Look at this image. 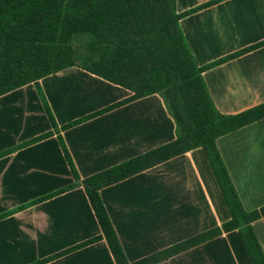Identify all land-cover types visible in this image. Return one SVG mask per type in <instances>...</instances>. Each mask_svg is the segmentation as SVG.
I'll use <instances>...</instances> for the list:
<instances>
[{
  "label": "crops",
  "instance_id": "crops-1",
  "mask_svg": "<svg viewBox=\"0 0 264 264\" xmlns=\"http://www.w3.org/2000/svg\"><path fill=\"white\" fill-rule=\"evenodd\" d=\"M212 1L175 0L179 14L200 8L179 21L198 67L264 43V0ZM202 77L222 115L263 103L264 45ZM38 84L80 180L175 139L174 121L157 94L96 114L132 93L77 67L49 74ZM216 145L244 210L264 206V119L220 137ZM73 184L34 85L0 96V216L6 215L0 219V264H115L104 239L63 253L101 235L81 185L55 194ZM99 195L130 263L230 218L200 148ZM252 229L264 254V217ZM157 264L251 263L232 231Z\"/></svg>",
  "mask_w": 264,
  "mask_h": 264
},
{
  "label": "trees",
  "instance_id": "trees-1",
  "mask_svg": "<svg viewBox=\"0 0 264 264\" xmlns=\"http://www.w3.org/2000/svg\"><path fill=\"white\" fill-rule=\"evenodd\" d=\"M198 9L179 14L175 0H0V96L27 84L34 85L74 179L73 185L55 194L81 185L101 231L99 237L63 253L104 239L115 264H157L236 231L250 263L264 264V254L252 229V224L264 217V206L244 210L216 145L220 137L264 119V102L235 115H222L214 107L202 77L204 71L264 43L198 67L179 27L181 18ZM70 67L80 68L132 93L128 99L96 114L159 95L174 121L175 139L80 180L38 84L41 78ZM197 148L204 152L229 220L136 262H128L99 191Z\"/></svg>",
  "mask_w": 264,
  "mask_h": 264
}]
</instances>
